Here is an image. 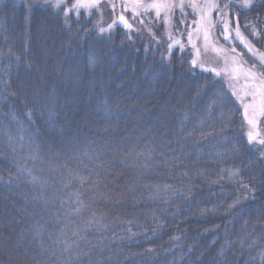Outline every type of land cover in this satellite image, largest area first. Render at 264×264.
I'll return each instance as SVG.
<instances>
[{"label": "trees", "instance_id": "16d2710c", "mask_svg": "<svg viewBox=\"0 0 264 264\" xmlns=\"http://www.w3.org/2000/svg\"><path fill=\"white\" fill-rule=\"evenodd\" d=\"M98 15L0 0V264H264V146L229 87L158 19Z\"/></svg>", "mask_w": 264, "mask_h": 264}, {"label": "snow or ice", "instance_id": "6c2138e0", "mask_svg": "<svg viewBox=\"0 0 264 264\" xmlns=\"http://www.w3.org/2000/svg\"><path fill=\"white\" fill-rule=\"evenodd\" d=\"M256 4L257 0H120L119 6L121 11L117 14V18L112 23H109L106 28L94 26V29L101 35L110 32L116 25H123L131 30L133 25L123 14L124 12L131 13L141 24L145 22L142 18L145 13H154V18L160 19L163 15L166 18L165 22L169 24L175 18L177 21L175 27L177 28L186 25L193 26V32H202L204 41L207 44L210 29L219 24V38L230 42L229 49L232 53L236 52V48L234 47V41L236 40L243 43L247 51L252 53V57L249 58L252 62L248 64V61H244L245 64H248V67L244 70L245 79L250 83L246 84L243 95L238 96V100L243 107V117L248 125V131L246 132L247 142L249 144L258 143L264 146V134L258 130L260 123L264 121V52H260L255 44L252 43V40L248 39L250 36L257 43H261V47H264V43H262V40H264V27L257 28L255 24L245 20L244 31L242 32L240 28L241 13L247 15L248 12L254 11ZM68 5L69 0H56L55 4L50 6H54L56 9L63 11L66 16L74 14L77 19H79L81 10H84L90 17L92 10L100 12L102 6L106 5L113 12L117 8L116 0H71V7ZM213 13H216L217 16L215 20L213 19ZM189 14L193 15V19H187ZM197 16L198 19L196 18ZM65 22L67 23V20ZM245 32L247 36L244 34ZM180 35H186L189 43L192 42L193 33L187 32L186 28ZM169 38L171 39V37ZM167 47L170 50L175 47L179 51L183 49L184 45L179 39H176L168 44ZM193 47L195 48V45ZM196 53L199 55L200 50L196 49ZM167 59L170 61L171 56L169 55ZM89 62L94 64L96 58L94 56L89 57ZM189 63L191 65L190 71L202 68V65L197 59H191ZM237 70L234 69L233 71ZM206 71L215 72V69H207ZM216 75L219 76L220 73H216ZM235 94L233 93V95ZM227 95L222 89L216 93V98L218 100H224ZM26 115L31 119V112L26 113ZM233 174H238V171ZM76 179H78L81 185L89 183V179L84 176H77ZM77 202L81 207L84 206L79 196H77ZM79 210V208L76 209L77 212ZM65 244H67L66 241Z\"/></svg>", "mask_w": 264, "mask_h": 264}, {"label": "rangeland", "instance_id": "374dc122", "mask_svg": "<svg viewBox=\"0 0 264 264\" xmlns=\"http://www.w3.org/2000/svg\"><path fill=\"white\" fill-rule=\"evenodd\" d=\"M19 1L23 3L30 1L31 3L35 5H42V4L54 5L56 2V0H19ZM116 3H117V8L115 12L110 10L109 7L99 12L98 21H97L98 27L106 28L109 23H112V21L117 18V14L120 13L121 11L120 6H119L120 0H116ZM68 6L71 7V0H69ZM104 7L106 8L107 6L105 5ZM81 11H84V10H81ZM93 11L95 10H92V12ZM105 13H109L111 17L109 18L105 16ZM123 14L127 17L129 22L133 25V28L131 30L133 31L136 30V28L139 26V24L136 23L138 19L134 18L129 12H124ZM190 16H192V18H190ZM150 17H154V13H145L142 18L144 19L145 22H147ZM196 18L198 19V16ZM216 18H217L216 13H213V19L215 20ZM187 19L188 20L193 19V15L189 14ZM158 20L161 21L165 25L166 34H167L169 42L172 43L173 40L179 39L181 43L184 45L183 49H180V50L190 51L192 54V59H197L198 62L202 65V68H197V69H200L201 71H204V72H208L206 71L207 69H215V72H210V73L222 79L227 84L232 94L236 93L233 96L239 103L238 96L243 95L246 84L250 83L249 81L245 79L244 70L248 67V64L252 62V60L249 59L250 57H252V53L247 51L245 45L241 43L239 40L234 41V47L236 48V52L232 53L231 50L229 49L230 42L226 41L223 38H219L220 37V25L219 24H217L215 27L210 29L209 41L206 44L203 38V33L193 32V26L186 25L183 27L181 31H178L175 29L174 18L171 24L165 22L166 18L163 17V15ZM116 26H121L128 31L130 30L123 25H116ZM184 28H186L187 32L193 33V38H192L191 43H189L186 35H183V36L180 35V33L185 31ZM229 31H231V29H229ZM241 31L242 32L244 31L243 28H241ZM244 34L247 36L246 32ZM169 37H171V39ZM248 39L250 40L249 37ZM193 45H195V48L193 47ZM174 49L176 48L174 47L171 50H174ZM196 49L200 50L199 55H197ZM253 59L255 58L253 57ZM244 61H248V64H245ZM234 69H238V70L233 71ZM216 73H220V75L217 76ZM240 106L242 108V113H243V107L241 104ZM245 126H246V132H247L248 125L246 121H245ZM258 130L262 134H264V121L260 123ZM253 144H258V143H253Z\"/></svg>", "mask_w": 264, "mask_h": 264}]
</instances>
